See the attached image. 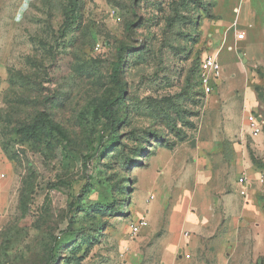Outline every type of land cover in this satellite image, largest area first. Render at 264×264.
<instances>
[{"label": "rangeland", "instance_id": "374dc122", "mask_svg": "<svg viewBox=\"0 0 264 264\" xmlns=\"http://www.w3.org/2000/svg\"><path fill=\"white\" fill-rule=\"evenodd\" d=\"M116 98L112 129L95 111ZM261 179L264 0H0V264L174 262L186 221L205 226L182 229L206 241L190 264L226 236L264 264Z\"/></svg>", "mask_w": 264, "mask_h": 264}, {"label": "crops", "instance_id": "0c3cea01", "mask_svg": "<svg viewBox=\"0 0 264 264\" xmlns=\"http://www.w3.org/2000/svg\"><path fill=\"white\" fill-rule=\"evenodd\" d=\"M201 223L194 224L186 221L185 223H183V225H180L179 228H176L175 232H172V234L168 236L169 239V242H167V244H169L168 247L170 246L171 249L177 250L178 259L172 262V260H174V257L172 256L173 253L167 254V258L170 259V262L165 264H190L191 262L194 261H200L199 250L201 247L205 245L204 242L206 241H204L199 236H195L191 238V240H189L185 238L184 235L182 234V229L183 230L189 229L194 232H199V231L203 232V228L205 226L204 224ZM199 228H201V230H199ZM215 241L220 243L222 252L221 253L218 252L213 257L209 256V261H214L215 264H235L234 259L236 255L234 251H232V248H230L231 246L229 242L230 241L229 236H226V238H223L222 240L215 239ZM164 244H166V242H164ZM209 244H211V242ZM205 249L208 250L209 246L208 247L206 246ZM187 256H189V258H187Z\"/></svg>", "mask_w": 264, "mask_h": 264}, {"label": "built area", "instance_id": "2783aa9c", "mask_svg": "<svg viewBox=\"0 0 264 264\" xmlns=\"http://www.w3.org/2000/svg\"><path fill=\"white\" fill-rule=\"evenodd\" d=\"M245 37V33L239 35V39L243 40ZM222 72V66L217 57L207 56L201 61L199 68V81L205 95L209 96L213 93L215 86L221 79ZM251 130L254 135H259L262 132L260 123L256 119L251 121ZM261 182L264 183V179H261ZM239 185L243 188L241 194L246 195L251 185L244 177L240 178ZM151 199L154 198L150 197V200ZM148 227L149 223L145 219H140L136 223L131 224V233L132 235L138 236ZM187 258H189V256H187Z\"/></svg>", "mask_w": 264, "mask_h": 264}, {"label": "trees", "instance_id": "16d2710c", "mask_svg": "<svg viewBox=\"0 0 264 264\" xmlns=\"http://www.w3.org/2000/svg\"><path fill=\"white\" fill-rule=\"evenodd\" d=\"M127 47L121 46L118 49V55L119 59L117 62L113 64V78L115 81L118 83L120 80V73H121V65H122V52L125 51ZM117 101H119V98H116L114 100H110L108 102H105L98 110H96L97 115H101L104 118H106L109 121L110 127L113 129L114 128V120H113V109L117 104ZM43 123L46 124L48 127H50L52 130L56 131L57 134L64 140L67 141V135L63 127L56 123H52L51 121L43 118Z\"/></svg>", "mask_w": 264, "mask_h": 264}]
</instances>
